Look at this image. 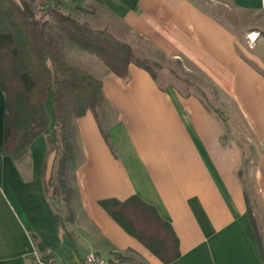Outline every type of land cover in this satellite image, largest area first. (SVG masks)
<instances>
[{"label": "crops", "instance_id": "0c3cea01", "mask_svg": "<svg viewBox=\"0 0 264 264\" xmlns=\"http://www.w3.org/2000/svg\"><path fill=\"white\" fill-rule=\"evenodd\" d=\"M96 1L151 50L188 61L212 83L229 120L228 144L197 98L160 90L134 65L126 79L103 73L107 138L90 112L73 122L66 178L74 220L65 236L44 192L48 138L34 140L21 162L2 154L0 87V264H33L44 252L55 264H82L90 253L135 259L113 264H163L98 204L131 196L174 231L180 256L170 264H263L236 171L245 157L243 178L264 231V0H229L228 11L198 0ZM47 110L51 116L49 102Z\"/></svg>", "mask_w": 264, "mask_h": 264}, {"label": "trees", "instance_id": "16d2710c", "mask_svg": "<svg viewBox=\"0 0 264 264\" xmlns=\"http://www.w3.org/2000/svg\"><path fill=\"white\" fill-rule=\"evenodd\" d=\"M79 1L71 0L72 8L76 13H84ZM66 7L64 0H0V87L5 98L2 154L16 163L21 162L34 140L41 135L48 136V154H52L53 159L48 174L45 164L42 169L44 192L54 211L56 225L68 236L66 225L74 220L70 208L71 190L66 178L73 159V122L90 112L99 125V115L105 112L106 100L101 79L72 64L63 45L69 43L97 58L105 68L104 73L126 79L128 67L134 65L146 71L160 90L166 88L159 85L158 71L164 69L161 64L137 56L130 44L117 40L108 31L80 22L72 14L65 13ZM166 70L184 86V92L180 94L183 98H197L219 122L221 142L227 145L229 120L218 104L214 86H207L205 91L196 82L179 77L173 69ZM48 102L51 116L47 110ZM240 147L243 149L241 144ZM246 164L247 159L243 157L236 176L242 186L246 213L264 264V231L257 205L249 196L243 178ZM98 204L160 262L170 264L179 258L178 239L171 226L139 197L131 196L124 201L101 200ZM53 258L49 252L40 256L41 261L50 264H53ZM128 261L135 259L113 253L107 264Z\"/></svg>", "mask_w": 264, "mask_h": 264}, {"label": "rangeland", "instance_id": "374dc122", "mask_svg": "<svg viewBox=\"0 0 264 264\" xmlns=\"http://www.w3.org/2000/svg\"><path fill=\"white\" fill-rule=\"evenodd\" d=\"M64 1L67 4L65 13L72 14L77 20H79L80 22H85L93 28L108 31L117 40L130 44L137 56H144L150 60L161 64L164 67V69L158 71V74L160 76L159 85L161 87L166 88L171 92H176L178 94L184 92V86L169 74V72L166 70L167 68L173 69L176 74L183 79H188L191 82H196V84H198L205 91H207V86L212 85V83L208 81L206 77H203V75L199 73L194 66L188 63V61L180 58H165L161 54L151 50L149 44H146L142 39L130 33V31L127 30L125 26H123L112 15L108 13V11L100 4V2L96 0H80L79 5H81L85 12L76 13L72 8L74 3H72L71 0ZM198 1L207 7H214V5H218L222 10L225 11H228L231 5L229 0ZM63 47L66 56L72 64L79 66L85 70H88L94 76H96V78H101L100 76L105 72V68L97 58L82 51H79L77 48L71 46L69 43H65ZM220 100L222 102V99H220L218 95V104L221 106ZM103 117L104 114L100 113L99 125L101 126L102 130H104L103 128L106 123V121L103 120ZM96 122L98 123L97 120ZM233 135L237 137L238 140H245V137L242 135L240 130L233 132ZM45 137L48 138L47 135H45ZM72 137H74V133ZM49 159H51V157Z\"/></svg>", "mask_w": 264, "mask_h": 264}, {"label": "built area", "instance_id": "2783aa9c", "mask_svg": "<svg viewBox=\"0 0 264 264\" xmlns=\"http://www.w3.org/2000/svg\"><path fill=\"white\" fill-rule=\"evenodd\" d=\"M256 35L254 34H249L248 35V40L249 42L253 43L255 41ZM33 264H50L41 261L40 257L37 255H34V260ZM52 264V263H51ZM55 264V263H53ZM82 264H107V260L99 256L98 254L95 253H90L86 256Z\"/></svg>", "mask_w": 264, "mask_h": 264}]
</instances>
